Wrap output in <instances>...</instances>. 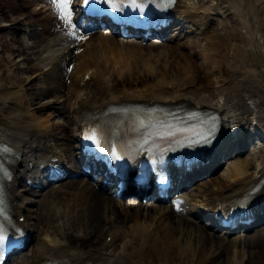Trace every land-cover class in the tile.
I'll list each match as a JSON object with an SVG mask.
<instances>
[{"label": "bare ground", "instance_id": "1", "mask_svg": "<svg viewBox=\"0 0 264 264\" xmlns=\"http://www.w3.org/2000/svg\"><path fill=\"white\" fill-rule=\"evenodd\" d=\"M210 1L215 3V8H208L205 4L203 6L214 13L196 20L202 28L201 35L204 34L209 42L210 52L204 48L200 50L204 60L202 65L196 63L190 54L179 53L178 49L171 51L172 55L178 57V64L172 70L161 56L157 57L154 64L141 60L143 52L139 51L142 49L132 48L134 43L125 44L127 47L122 48V52L117 49L115 52H107L102 42H89V47L81 55L73 50L52 53V61L54 57L62 54L66 56L68 53L70 58L81 60L82 63L69 78L70 85L67 84L66 75L62 77L61 73L56 72V68L51 67L42 79L36 78L30 82L33 84L29 83L27 86L26 82L30 77L27 79L14 76L19 71L25 72L26 68L22 69L17 63H13L14 68L10 69L8 78L5 77L8 85L4 87L0 84V142L10 143L19 159H22L13 168H25L34 162L37 148L44 155L61 153L67 157L72 150L70 142L74 140L68 133L71 125H74V133L77 134L83 126V115L103 114L110 106L124 102L148 106L183 104L198 110H215L225 118L224 132L229 129L228 124L231 121L234 126L242 129V134H245L252 120L264 127V82L261 79L264 78V70H261V78L258 75L239 78L236 73L229 71L222 80L220 89L211 82L213 71L224 70L222 62L217 59L222 46L226 49L230 47L241 67L246 68L252 62L264 68V43L258 39V35L264 37V0ZM187 8L186 5L184 13L191 14ZM38 13L42 14V23L38 21V25L27 27L32 34L38 33L36 27L41 25L43 30L48 29L52 20L47 12H43V8ZM221 13L232 15L233 28L229 26L228 20H222L220 30L214 29L210 32L209 16ZM5 15L6 13H1L0 18ZM192 22L194 23L193 20ZM97 39L102 41V37L98 36ZM191 46L189 49L201 45L191 40ZM246 55L250 56V60ZM226 58L224 56V60ZM139 64L144 71L139 68ZM108 69L112 71L111 75L108 74ZM88 73L92 75V81L84 85L83 81H86L85 75ZM173 73L176 80L172 77ZM203 77L205 82L201 83ZM36 83L45 85L37 86ZM141 85L143 88L139 87ZM64 90H68V94L63 93ZM46 94H54L55 100L37 102ZM250 115L255 117L251 119ZM117 124L124 129L128 126L125 122L115 120L109 123V128L113 129ZM58 130L59 134L56 132ZM119 132L115 127L110 130L109 135L114 136ZM51 142L55 143L54 146ZM209 152L211 155L212 152ZM255 157L250 154L246 158H237L228 163L224 173L200 185V196L195 201L217 204L220 200L226 202L249 192L264 177V148L257 159L256 167L253 166ZM18 175L16 172L10 183L9 195L13 203L18 201V210L25 216L24 207L28 208L33 204L29 198L16 196ZM73 186L78 192L66 203L54 201L50 204L45 200L41 202L42 216L46 224L49 225L50 220L51 223L60 220L63 225V229H60L63 232L54 229L55 225L48 226L54 231L62 232L60 237L46 234L45 241L36 237V245L21 264H42L44 261H59L63 264H128L125 260H128L131 253H125L132 249L131 246H125L124 254H107L105 250L109 244L102 242V234H107L112 237V246L115 249L119 233L124 235L123 232L126 231L121 229V225H129L128 231H131L129 235L134 246L141 242L148 256H153V250L161 254V264L176 261L180 262L178 264H264V244L258 246L259 250L246 256L238 250L245 239L232 237L226 247L230 257L224 258L223 244L218 242V238L208 235L203 227L181 214L176 215L169 208L136 201L116 203L89 181L79 180ZM262 198L264 199V195ZM117 205L120 207L117 208ZM16 209L14 206V210ZM254 237L256 235H252ZM255 243L253 241L252 245ZM170 255L179 257L171 260ZM141 260L137 264H141Z\"/></svg>", "mask_w": 264, "mask_h": 264}, {"label": "rangeland", "instance_id": "2", "mask_svg": "<svg viewBox=\"0 0 264 264\" xmlns=\"http://www.w3.org/2000/svg\"><path fill=\"white\" fill-rule=\"evenodd\" d=\"M203 1L204 0H187L185 3V6L187 4L188 9L198 13L200 16L202 14L207 15L206 13L209 14L210 11L209 12L207 11L205 13V10H207V9L203 6V4H206V6H208V8L210 6L213 7V5H215V4H214V2H211L210 0H206L207 3L206 2L203 3ZM16 2H17V0H0V14L6 13V15L4 17L0 18V74L2 72H4L8 68V66L9 67L12 66L11 61L12 62H18L20 67L25 69L26 67H31V66L35 67L36 66V65H34L35 62L32 64V63H28L27 61H24L23 58H25V56H29L30 58H38L36 55V50L29 51L28 50V44L24 45L23 43H21L19 41L20 31H21V29H23L24 25L27 23H17L16 25L10 24V23H13L14 20H20V19H23V17H27L29 15V13L33 12L32 8H35V6H33V7L28 6V7H25L24 9H22L21 11H16V8H17ZM211 13L213 14L214 12H211ZM211 19L214 20L211 24V27H210L212 31L214 29H217V28L220 30V28H221L220 20L221 19L222 20L223 19L228 20L229 26L233 27L232 15H230L229 13H224V14L221 13L217 16L210 15V20ZM258 39L261 41V43H264V37H262L261 35H258ZM190 40H195L196 42H200L201 46L200 47L196 46L194 48V50H190V51L188 49H185V50H182V52L179 51V53H185V54H191V55L193 54L196 58V63H198L199 65H202L203 58H202V53L200 50L202 48H204L207 52H210L209 47H208L209 42L206 39V37H204L203 35H197V34L190 37ZM183 41H186V39H184ZM139 47H140V49H142V51H139V53L143 52V55L141 56L140 59L143 60L144 62H147V60H148L149 62L154 64L157 57L161 56V58L163 60H165V62L170 66L169 69L173 70L178 64V61H177L178 57L176 58V56L171 54V51L175 50V46H173L171 44L159 45V47H154V46L151 47V45L148 44L146 46H139ZM220 51H221L220 56L217 59H218V61L222 62L224 70H221L220 72H216L214 74H211V82H212L213 86L220 89V87L222 86V80L225 79L226 74H228L229 71L236 73L239 78L248 77L247 75H253V76L258 75V77H260V78L263 76V74L261 73V70H264V68L259 67L256 63L251 62V63H249L248 67H246V68L241 67L240 64L237 62L235 55L232 54L233 52L230 50V47L228 49H226L225 46H222L220 48ZM228 53L230 55V61H229V63L227 62L229 65L225 64V60H224V56L228 55ZM165 55H167V56L165 57ZM247 59L249 60L250 57L247 56ZM139 66H140L139 68H141V70L144 71V68H142L141 64H139ZM7 73L9 74L10 72H7ZM111 73H112L111 70H109V75H111ZM16 74H18L17 76L22 77V78H27L31 75H34V73H32L31 71L30 72L20 71ZM172 77L175 80L177 79L175 77L174 73H173ZM261 79L264 82V78H261ZM201 80H202L201 83L205 82L204 77ZM0 84L7 86L8 80L6 78L0 79ZM37 86H39V85H37ZM139 87L143 88V85H141ZM218 98H220V97L218 96ZM53 99H54V95H50V96H47V95L44 96L43 95L40 98V100H37V102H40V101L41 102H49ZM70 133H71V129H70ZM255 146L252 148V151H254V154L256 155L257 153L255 150ZM248 155H249L248 153H245L241 157L246 158ZM235 160H232V162ZM226 166L227 165H224L220 170H218L216 173V176L221 174V173H224ZM253 166L254 167L256 166V160L253 162ZM216 176H214V178ZM74 181H78V180H74ZM68 183H66L62 187L56 189L55 192L53 194H51V196H49L46 200L47 201L52 200L53 197L56 196L57 193H59L60 194L59 196H61L62 198H69V200L73 199L78 191L73 186V184L75 182L72 181V182H70V184H68ZM196 190H197V187L194 188V191H196ZM55 199H56V197H55ZM117 208H118V206H117ZM35 209H37V208H35ZM36 221L39 222L38 220H35V223H36ZM198 223H199V221H198ZM40 224L44 225L45 223L42 222ZM119 226H118V228L121 227V229H125L126 231L123 232L124 235H121V233H119L120 236L117 238V244L115 246V249L112 246V241L110 240L112 237H108L107 234H105V235L102 234V242L106 241L109 244V247L107 250H105V253L115 254V255L124 254L125 246L129 245V246H131L132 249L129 252L125 253L126 255H127V253H131L130 257L127 258L128 259L127 261L129 264H132V263L136 264L142 258H143L141 260L142 264H160V263H162L161 254H159L153 250V256H148L146 254V252L144 251L141 242L137 246H134L132 244V238L129 235L131 233V231H128L130 229L129 225H128V227H126V225H123V226L121 225L120 227ZM198 226L203 227V224L200 223V224H198ZM36 227L39 231H41V230L46 231V229H41L39 227V223L37 224ZM115 228L117 229V227H115ZM204 230L205 231L207 230L206 233L208 235H211V236L215 235V234H212V232L209 231L208 229H204ZM255 233H256V237L252 238V236H250V237L248 236L246 238V241H244L245 243H243L238 248V250L240 249V251L244 252L246 256L250 255L251 252H256L257 250H259L258 246L263 245L261 233L259 231L255 232ZM215 236H216V238L219 239L218 242L223 244L222 250H223L224 258L230 257L229 254L226 252V247L229 245L227 238L222 236V235H215ZM253 241H256V243L252 245ZM183 243H184V241H183ZM194 244H196V241L194 242ZM255 245H257V246L255 247ZM220 253L222 254V252H220ZM172 255H170L171 260L175 259L176 257L177 258L179 257L178 255L177 256H172ZM168 258H169V256H168ZM178 262L179 261H176L174 263L171 262L169 264H178ZM220 263H222V261ZM193 264H195V263L193 262Z\"/></svg>", "mask_w": 264, "mask_h": 264}, {"label": "snow or ice", "instance_id": "3", "mask_svg": "<svg viewBox=\"0 0 264 264\" xmlns=\"http://www.w3.org/2000/svg\"><path fill=\"white\" fill-rule=\"evenodd\" d=\"M52 2L56 5L57 10L60 14V19L64 21V23L69 26V28H76L78 25L73 24L72 20V11L70 8L72 0H52ZM90 3L95 4H108L109 7H112L115 11H120L119 8H116L115 4H113L112 0H84L85 6H88ZM133 6L140 8V5L136 4V0H132ZM93 11H103V9H93ZM140 11L142 12L143 9L140 8ZM69 35H73V33L70 31L68 33ZM79 39H84L83 36L79 37ZM71 70V69H69ZM169 126V131L163 133L162 135H174L173 132H171ZM157 135H161V133H157ZM86 140L90 141L92 144H94L97 148L101 146V141L99 138L98 133L95 130H91L88 134L84 137ZM112 155L116 157V159H119L120 157L116 153L115 147L112 149ZM5 241V237L0 234V246H3Z\"/></svg>", "mask_w": 264, "mask_h": 264}]
</instances>
